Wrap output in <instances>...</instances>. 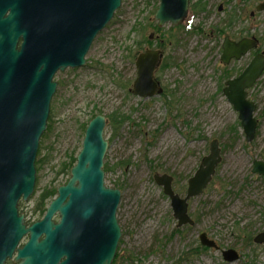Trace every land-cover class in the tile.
I'll return each instance as SVG.
<instances>
[{"label":"rangeland","instance_id":"obj_1","mask_svg":"<svg viewBox=\"0 0 264 264\" xmlns=\"http://www.w3.org/2000/svg\"><path fill=\"white\" fill-rule=\"evenodd\" d=\"M197 1L191 0L188 17L180 25L186 29L171 30L177 26L170 23L161 28L170 41L159 48L156 43L162 34L153 26L158 24L155 13L160 2L122 0L95 38L86 65L56 73L53 80L58 86L43 134L51 125L43 144L44 165L33 195L19 205L26 221L45 216L46 212L42 218L34 213L36 202L46 190L68 182L71 174L59 172L81 151L83 126L103 114L109 143L105 184L121 191L117 264H229L222 250L231 248L240 259L230 264H264V245L249 240L264 231V177L252 172L255 161L264 162V74L248 89L258 122L251 143L246 142L239 113L223 93L226 78L237 77L257 52H264V11L256 10L264 0H202L206 9L195 12L192 5ZM151 35L153 47L145 42ZM227 35L236 41L256 36L259 49L224 65L222 44ZM147 49H160L168 57L170 66L155 75L168 97L163 93L143 99L131 92L137 79L136 59ZM113 114L128 120L116 126ZM215 139L223 160L204 193L189 201L196 224L178 228L171 201L154 176H173L176 193L184 197L188 180ZM56 197L47 202L46 210ZM201 233L216 241L220 250L203 249ZM27 241L28 236L20 246Z\"/></svg>","mask_w":264,"mask_h":264},{"label":"water","instance_id":"obj_2","mask_svg":"<svg viewBox=\"0 0 264 264\" xmlns=\"http://www.w3.org/2000/svg\"><path fill=\"white\" fill-rule=\"evenodd\" d=\"M11 6L3 19L0 12V264H113L122 228L117 218L121 191L105 184L108 124L96 115L85 131L71 177L57 189L45 216L28 224L20 214L21 201L33 195L37 179L36 160L40 140L47 129L51 101L57 90V72L81 68L98 34L114 18L122 0H4ZM155 20L162 28L182 25L191 0H158ZM264 11V3L256 8ZM23 39L20 45V39ZM260 46L258 38L238 42L227 36L221 62L229 65ZM161 50H149L136 59L137 79L131 92L143 99L161 95L155 79L162 65ZM264 74V52H257L246 69L225 83L228 102L239 113L246 142L256 138V105L247 90ZM223 160L217 139L209 147L195 174L188 180L186 195L176 193L174 177L155 175L154 180L170 199L177 227L194 226L189 201L204 193ZM253 174L264 177V162L255 161ZM59 217V221L55 220ZM28 241L21 247L25 237ZM202 246L220 250L216 241L201 233ZM253 242L264 245V231ZM225 262L235 263V249L222 250Z\"/></svg>","mask_w":264,"mask_h":264},{"label":"trees","instance_id":"obj_3","mask_svg":"<svg viewBox=\"0 0 264 264\" xmlns=\"http://www.w3.org/2000/svg\"><path fill=\"white\" fill-rule=\"evenodd\" d=\"M192 9L193 11L195 12H202L206 9V3L203 2L202 0H199L197 2H194L193 5H192ZM235 18V15H232L230 16V23H232V21L234 20ZM190 26V25H189ZM154 30L157 32V33H160L162 34V36L160 35V39L157 40V46L159 48H164L166 46V44L170 41V39L167 41L165 39V35L163 34V29L159 28L158 25H154ZM174 29H179V30H182V29H186L185 26H179V27H172L171 30H174ZM187 29H189V27H187ZM221 34L225 33L224 31H221L220 32ZM171 37H175V35H172ZM145 42L149 45V46H152L154 44L153 41H151L150 39H146ZM170 66V63H169V60H168V57L164 59V62H163V65L161 67L162 70L168 68ZM226 79H230V77H227ZM164 97H168V93L164 92ZM169 103V102H168ZM170 104V103H169ZM96 116V115H95ZM93 116L91 118V120L95 117ZM127 117L123 116V117H119L117 116L116 114H113L111 115V122L112 124L118 126L122 123H124L125 121H127ZM90 122V121H89ZM88 122V123H89ZM88 123L83 126V129L86 131V128L88 126ZM51 131V125L49 127V130L48 132L43 135V140L40 144V146H42V148L40 149L39 147V150H38V154H37V160H36V168H37V173L40 172L42 170V167L44 165V161H45V156H43V144H44V140L47 138L49 132ZM77 163V157L76 158H72L70 159V163L68 166H65L61 169V171L59 172L60 174H64L66 172H68L69 174H71V169L73 166H75ZM67 165V164H65ZM67 169H69V171H67ZM104 171L105 173L107 174L109 172V166L107 164H105L104 166ZM57 195V190L56 189H52V190H46L44 193H42V195L40 196L39 200L36 202V207H35V210H34V213L35 214H38L40 215L39 218H42L46 212V205H47V202L52 199L53 197H55ZM21 213V212H20ZM33 220H27V223L30 225L32 224ZM177 232H181L179 229H176V233ZM249 240L250 242L253 241V238L252 236H249ZM196 249H199L198 247ZM203 249L207 250L206 247H204ZM191 253V252H190ZM118 260V257H116L115 261L113 264H117Z\"/></svg>","mask_w":264,"mask_h":264},{"label":"flooded vegetation","instance_id":"obj_4","mask_svg":"<svg viewBox=\"0 0 264 264\" xmlns=\"http://www.w3.org/2000/svg\"><path fill=\"white\" fill-rule=\"evenodd\" d=\"M191 4V3H190ZM11 5V4H10ZM10 5H8V4H6V2L4 1V0H0V12H3L4 13V15L2 16L3 17V19H5V18H7L9 15H10V13H11V11H12V9H11V6ZM257 8V7H256ZM158 25V24H157ZM180 26V25H179ZM179 26H177V27H179ZM159 27V26H158ZM160 28V27H159ZM227 36H229V35H227ZM226 36V37H227ZM153 35H151L150 37H149V39L152 41V39H153ZM225 37V38H226ZM252 37H254V36H252ZM256 37V36H255ZM231 38V37H230ZM244 38H251V37H244ZM244 38H242V39H244ZM257 38V37H256ZM242 39H240V40H242ZM225 40V39H224ZM231 40H233L232 38H231ZM240 40H238V41H240ZM233 41H235V42H238V41H236V40H233ZM22 42H23V39L21 38L20 39V45L22 44ZM154 42V41H153ZM224 42V41H223ZM156 46H157V43H156ZM222 46H223V44H222ZM151 47H153V45L151 46ZM158 47V46H157ZM149 50H160V49H149ZM146 51V50H145ZM162 51V50H161ZM163 52V51H162ZM222 53H223V47H222ZM164 54V53H163ZM247 56V55H246ZM245 57V56H244ZM164 58H165V56H164ZM164 58H163V62H164ZM234 61H237V60H234ZM239 61V60H238ZM163 62H162V65H163ZM233 62V61H232ZM162 65L160 66V68L162 67ZM159 68V69H160ZM158 69V70H159ZM246 69V68H245ZM244 69V70H245ZM157 70V71H158ZM156 71V72H157ZM155 75H156V73H155ZM240 75V74H239ZM238 75V76H239ZM237 76V77H238ZM234 78H236V77H234ZM156 79V78H155ZM232 79V78H231ZM157 80V79H156ZM230 80V79H229ZM158 81V80H157ZM228 81V80H227ZM226 81V82H227ZM225 82V83H226ZM162 87V86H161ZM163 88V87H162ZM225 88V87H224ZM224 90V89H223ZM247 92H248V90H247ZM164 93V92H163ZM162 93V94H163ZM161 94V95H162ZM57 222L59 221V217H58V220H56Z\"/></svg>","mask_w":264,"mask_h":264}]
</instances>
